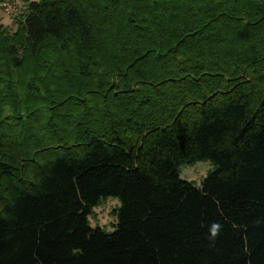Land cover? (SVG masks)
<instances>
[{"label": "trees", "instance_id": "trees-1", "mask_svg": "<svg viewBox=\"0 0 264 264\" xmlns=\"http://www.w3.org/2000/svg\"><path fill=\"white\" fill-rule=\"evenodd\" d=\"M21 8L0 17V264H264V0ZM110 197L113 231L90 220Z\"/></svg>", "mask_w": 264, "mask_h": 264}, {"label": "rangeland", "instance_id": "rangeland-1", "mask_svg": "<svg viewBox=\"0 0 264 264\" xmlns=\"http://www.w3.org/2000/svg\"><path fill=\"white\" fill-rule=\"evenodd\" d=\"M23 2L24 0H0V17L3 23L11 26L12 30L16 28V25L13 24V18L16 16L17 9H22ZM212 168L213 165L208 161H200L194 165H184L181 169V177L200 185L203 178L207 176L209 170ZM120 204L117 198L110 197L95 207L94 213L90 216L92 225H99L106 228L107 231H113L117 224V218L113 214V210Z\"/></svg>", "mask_w": 264, "mask_h": 264}, {"label": "clouds", "instance_id": "clouds-1", "mask_svg": "<svg viewBox=\"0 0 264 264\" xmlns=\"http://www.w3.org/2000/svg\"><path fill=\"white\" fill-rule=\"evenodd\" d=\"M220 225L218 223H212L209 226V233H210V237L214 238L217 236L219 230H220Z\"/></svg>", "mask_w": 264, "mask_h": 264}, {"label": "built area", "instance_id": "built-area-1", "mask_svg": "<svg viewBox=\"0 0 264 264\" xmlns=\"http://www.w3.org/2000/svg\"><path fill=\"white\" fill-rule=\"evenodd\" d=\"M8 8H10V7H8Z\"/></svg>", "mask_w": 264, "mask_h": 264}]
</instances>
